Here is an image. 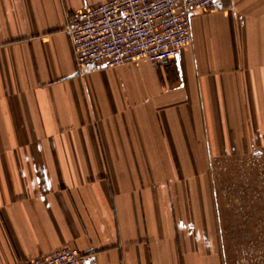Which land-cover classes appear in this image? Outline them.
Listing matches in <instances>:
<instances>
[{"label": "crops", "instance_id": "obj_1", "mask_svg": "<svg viewBox=\"0 0 264 264\" xmlns=\"http://www.w3.org/2000/svg\"><path fill=\"white\" fill-rule=\"evenodd\" d=\"M101 1L0 0V264H224L208 167L264 148V0L194 15L166 66L78 70L66 20Z\"/></svg>", "mask_w": 264, "mask_h": 264}, {"label": "built area", "instance_id": "obj_2", "mask_svg": "<svg viewBox=\"0 0 264 264\" xmlns=\"http://www.w3.org/2000/svg\"><path fill=\"white\" fill-rule=\"evenodd\" d=\"M222 0H103L67 17L78 70L108 69L139 60L166 66L192 41L191 19ZM78 248L64 245L16 264H84Z\"/></svg>", "mask_w": 264, "mask_h": 264}, {"label": "rangeland", "instance_id": "obj_3", "mask_svg": "<svg viewBox=\"0 0 264 264\" xmlns=\"http://www.w3.org/2000/svg\"><path fill=\"white\" fill-rule=\"evenodd\" d=\"M208 172L224 264H264V148L221 155Z\"/></svg>", "mask_w": 264, "mask_h": 264}]
</instances>
